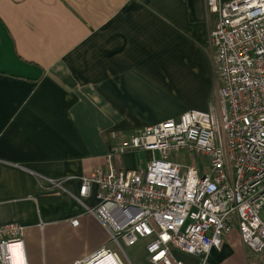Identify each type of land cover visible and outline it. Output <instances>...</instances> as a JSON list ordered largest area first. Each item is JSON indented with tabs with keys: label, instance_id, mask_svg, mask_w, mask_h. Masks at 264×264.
Here are the masks:
<instances>
[{
	"label": "crops",
	"instance_id": "crops-1",
	"mask_svg": "<svg viewBox=\"0 0 264 264\" xmlns=\"http://www.w3.org/2000/svg\"><path fill=\"white\" fill-rule=\"evenodd\" d=\"M216 21L207 0H0V226L24 227L16 264H80L105 247L120 264H148L150 239L112 242L91 212L97 186L78 198L82 177L106 165L113 133L213 105ZM149 155L115 164L143 168ZM173 257L248 264L237 228L206 261Z\"/></svg>",
	"mask_w": 264,
	"mask_h": 264
},
{
	"label": "built area",
	"instance_id": "built-area-1",
	"mask_svg": "<svg viewBox=\"0 0 264 264\" xmlns=\"http://www.w3.org/2000/svg\"><path fill=\"white\" fill-rule=\"evenodd\" d=\"M207 6L217 16L210 42L218 105L129 135L113 133L118 141L106 165L82 177L78 198L97 186L91 212L112 242L123 249V242L150 239L148 264H175V248L206 261L234 228L248 264H264V0H207ZM138 151L149 152L146 167L116 166L115 157ZM23 229L0 226V264H16ZM115 256L105 247L80 264H120Z\"/></svg>",
	"mask_w": 264,
	"mask_h": 264
},
{
	"label": "rangeland",
	"instance_id": "rangeland-1",
	"mask_svg": "<svg viewBox=\"0 0 264 264\" xmlns=\"http://www.w3.org/2000/svg\"><path fill=\"white\" fill-rule=\"evenodd\" d=\"M219 83V82H218ZM216 82L214 83V88H213V95H212V98H211V100H212V103H213V105H215V106H217L218 105V85H217V87H216ZM220 85V84H219ZM147 157V155L146 156H143V158L145 159ZM140 159H141V157H140ZM188 158H184L183 160H187ZM188 164H191V161H189V160H187L186 161ZM192 163H194V164H196V165H198L197 163H199V160H197L196 158H194V159H192ZM201 166V165H200ZM202 167V166H201Z\"/></svg>",
	"mask_w": 264,
	"mask_h": 264
},
{
	"label": "bare ground",
	"instance_id": "bare-ground-1",
	"mask_svg": "<svg viewBox=\"0 0 264 264\" xmlns=\"http://www.w3.org/2000/svg\"><path fill=\"white\" fill-rule=\"evenodd\" d=\"M16 252H17V248H15L14 251H13V253H14L13 256H14L15 259L17 258Z\"/></svg>",
	"mask_w": 264,
	"mask_h": 264
}]
</instances>
